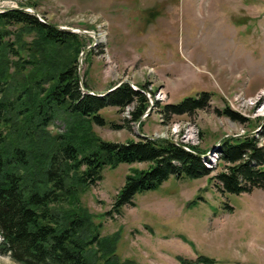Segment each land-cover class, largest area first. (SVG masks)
<instances>
[{
  "label": "rangeland",
  "instance_id": "374dc122",
  "mask_svg": "<svg viewBox=\"0 0 264 264\" xmlns=\"http://www.w3.org/2000/svg\"><path fill=\"white\" fill-rule=\"evenodd\" d=\"M11 8L75 33L64 47L47 43L48 55L61 65L76 50L83 92L105 96L128 84L145 94L151 108L139 121L127 122L126 109L102 108L108 124H92L95 138L171 139L190 153L198 149L193 154L210 170L199 178L172 176L107 214L125 176L148 164L104 167L81 200L103 223L102 235L120 231L118 255L133 264H179L176 255L196 254L213 264H264V189L234 194L209 181L229 164L221 158L225 142L249 137L264 153V0H0V12ZM18 28L8 24L6 39L13 41ZM36 36L21 34L26 41ZM201 91L210 95L207 107L164 121L159 106ZM224 107L240 118L217 113ZM70 117L56 115L50 129L65 133ZM0 264L20 263L0 249Z\"/></svg>",
  "mask_w": 264,
  "mask_h": 264
},
{
  "label": "trees",
  "instance_id": "16d2710c",
  "mask_svg": "<svg viewBox=\"0 0 264 264\" xmlns=\"http://www.w3.org/2000/svg\"><path fill=\"white\" fill-rule=\"evenodd\" d=\"M8 24L19 26L13 41L5 37ZM28 29L37 32L32 41L21 37ZM75 38V33L48 25L20 8L0 12V249L20 264H133L117 253L120 231L102 235L103 223L81 200L101 180L104 167L148 164L125 176L107 214H119L122 206L134 204L136 194L156 189L172 176L199 178L209 176L210 170L197 155L166 139L95 138L92 124H108L102 108L126 109L125 120L133 122L140 119L148 101L128 84L105 96L83 92L76 50L61 65L48 55L53 45L64 47ZM47 43H52L50 48ZM84 86L89 87L85 82ZM209 97L201 91L178 104L157 105L167 122L171 115L207 107ZM61 113L71 116L65 121V133L50 129ZM217 113L240 118L228 107ZM222 150L221 158L229 164L209 177L219 191L239 194L264 189V153L252 139L229 140ZM175 258L179 264H213V258L204 254Z\"/></svg>",
  "mask_w": 264,
  "mask_h": 264
},
{
  "label": "water",
  "instance_id": "95a60500",
  "mask_svg": "<svg viewBox=\"0 0 264 264\" xmlns=\"http://www.w3.org/2000/svg\"><path fill=\"white\" fill-rule=\"evenodd\" d=\"M55 28H60V27H57V26H54ZM80 79V86L83 88V84H82V82H81V78H79ZM117 85H119V84H117ZM117 85H115V86H117ZM111 90V89H110ZM88 93H90V94H92V92H90V91H88ZM150 108H151V105L150 106H148V108L146 109V112L145 113H143V114H145V115H147V112L150 110ZM144 116V115H143ZM140 120V119H139ZM138 120V121H139ZM136 124H138V122L136 123ZM143 137H146V138H148V139H150L151 137H153L152 135L151 136H149V135H144V134H141ZM169 142H171V143H174V144H176V145H178V146H181V145H179L178 143H176V142H174L173 140H171V139H167ZM182 147V146H181ZM183 148V147H182ZM193 153H196V151H194Z\"/></svg>",
  "mask_w": 264,
  "mask_h": 264
},
{
  "label": "bare ground",
  "instance_id": "6f19581e",
  "mask_svg": "<svg viewBox=\"0 0 264 264\" xmlns=\"http://www.w3.org/2000/svg\"><path fill=\"white\" fill-rule=\"evenodd\" d=\"M260 112H262V113H264V104L262 105V107L260 108ZM195 127V126H194ZM191 132H189V135L191 136ZM190 136H188V137H190ZM191 145V144H190Z\"/></svg>",
  "mask_w": 264,
  "mask_h": 264
}]
</instances>
